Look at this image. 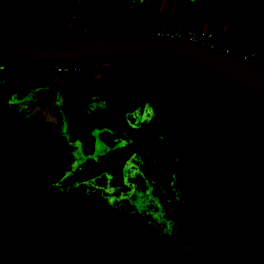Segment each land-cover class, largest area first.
I'll return each instance as SVG.
<instances>
[{"label":"rangeland","instance_id":"rangeland-1","mask_svg":"<svg viewBox=\"0 0 264 264\" xmlns=\"http://www.w3.org/2000/svg\"><path fill=\"white\" fill-rule=\"evenodd\" d=\"M12 1L14 6L7 16L11 22L43 29L152 33L160 12L167 9L173 18L168 26L218 29L234 40L264 37V0H233L224 16L220 0ZM53 3L58 6L55 11ZM259 41L257 46L264 45ZM256 62L264 66V60ZM107 64H84L82 74L76 75L59 73L51 64L24 67L0 58V97L5 110L19 112L28 121L37 116L52 131V147L61 158L68 157L61 160L53 179L38 194L28 195L11 218L18 250L15 264H107L91 249V243L98 246L100 242L101 247L108 246L111 254H117L122 245L133 248L129 237L134 239L138 234L114 236L115 242L108 245L107 237L99 239L93 234L96 221L114 222L119 229L134 224L131 230L152 236V242L153 232L160 241L169 231L163 217L176 220L191 215L208 223L215 243L209 264H264V119L225 95L208 142H196L186 126L176 133L162 129L145 147L130 153L121 185L111 187L109 174L87 173V169L82 170L83 163L125 147L145 124L169 125L172 120L162 112L159 91L133 98L119 118L112 116L97 92L83 99L79 76H130L142 70L138 64ZM139 80L150 84L148 76ZM184 110L197 117L196 108ZM104 114L106 118L98 121ZM4 117L8 119L9 114ZM75 126L78 129L73 137L70 129ZM158 141L165 144V152L173 159L174 171L167 183L151 162V150ZM184 182L193 184L194 190L181 199L179 186ZM200 187L209 192L201 193ZM195 259L204 263L200 256Z\"/></svg>","mask_w":264,"mask_h":264},{"label":"trees","instance_id":"trees-1","mask_svg":"<svg viewBox=\"0 0 264 264\" xmlns=\"http://www.w3.org/2000/svg\"><path fill=\"white\" fill-rule=\"evenodd\" d=\"M220 1L221 13L224 16L229 12L233 0ZM13 6L12 0H0V18L11 21L7 16ZM184 6L189 7L187 3H184ZM57 9V4L53 3L52 10ZM237 14L239 13L237 12ZM233 16L236 19V14ZM160 21L164 25H168L169 22L163 13L160 14ZM18 23L20 24V22ZM214 32L219 31L215 29ZM240 39L245 40L242 37ZM252 39L255 43H258L259 40L260 43L264 41L262 35L260 39L257 35ZM12 61L20 63L24 67L33 65L30 62ZM107 65L108 67L110 65L121 67V65L135 64L110 63ZM139 66H142L141 72L130 76L119 73L107 75L103 73L95 78L86 76L78 78L82 98H87L97 92L111 109L114 118L122 116L127 104L133 98L141 99L159 91L162 112L172 120L169 125L145 124L125 147L116 149L111 155L101 157L96 161L85 162L91 172L109 174L111 187L121 185L124 163L130 153L145 147L148 140L162 129L176 133L186 126L196 142H208L212 136L214 124L220 117L223 97L228 95L222 90L191 78L182 72L162 67ZM145 76L149 77V85L139 80ZM190 107L196 108V118L184 110ZM245 107L249 113L264 119L260 113ZM104 118H106V114L97 120L102 121ZM77 129V126L70 129L73 137H76ZM51 138V129L36 116L31 117L28 121L23 119L22 114L16 112L11 114L8 119L0 120V264H15L18 250L11 218L28 195L38 194L53 179L54 173L60 167V162L68 160V157L61 158L60 152L52 147ZM158 161H160L159 156ZM133 225L124 224L123 228L119 229L114 222L106 221L103 224L96 221L93 234L97 235L99 239L107 237L108 245L112 241L115 242L114 236L118 238V235L130 236L134 233L138 234V237L134 239L129 237V240L133 241V248L127 244L122 245V250H119L117 254H111L108 246L101 247L100 242H98V246L91 243V249L99 253L101 258L107 261V264H202L197 262L191 252L184 249V239H179L178 233L172 232L170 234L172 236L166 239L170 245L163 246L157 241V235L154 232L152 233L154 240L151 242L152 236L146 237L139 232H133L131 230ZM87 233L89 231H85V234ZM262 242L264 243V237Z\"/></svg>","mask_w":264,"mask_h":264},{"label":"water","instance_id":"water-1","mask_svg":"<svg viewBox=\"0 0 264 264\" xmlns=\"http://www.w3.org/2000/svg\"><path fill=\"white\" fill-rule=\"evenodd\" d=\"M0 58L33 64L162 67L222 90L264 117V67L186 40L135 30H51L0 18ZM190 229L189 238L196 248V238L208 236V228L198 220Z\"/></svg>","mask_w":264,"mask_h":264},{"label":"flooded vegetation","instance_id":"flooded-vegetation-1","mask_svg":"<svg viewBox=\"0 0 264 264\" xmlns=\"http://www.w3.org/2000/svg\"><path fill=\"white\" fill-rule=\"evenodd\" d=\"M20 65H22V64H20ZM43 90H46V89H43ZM5 109L6 108L3 106L2 99L0 97V120L6 118V117H4L6 114H9V116L11 114H13V113H8ZM14 113H16V112H14ZM134 137H135V135H134ZM156 149H157V152H156ZM200 149L194 151V153L196 154V152L197 151L199 152ZM158 156L160 158V161H158ZM151 158H152L151 162L154 163L155 165H157L158 170L161 172L163 182L167 183L168 179L170 178L171 173H173V171H174V164H173V159L168 155V153L165 152V144H163L162 141H158V142L153 144V147L151 150ZM83 164L84 165L82 166V170L87 169L86 170L87 173L91 172L86 167L85 162ZM197 181L199 184H201V182H202L201 180H197ZM179 187L183 191V197H181V199H184L186 194H189L190 192H192L194 190L193 184H188L186 182H184V186L181 184V186H179ZM195 187H196V185H195ZM211 187H212V184H211ZM200 191L203 194H207L209 192V189H206V187H204V188L200 187ZM162 205L163 204L161 203V206ZM151 208H152V206H149V209H151ZM165 214H167V212ZM167 216L169 217L170 214L168 213ZM165 220L168 223V228H169L168 230L169 231L167 233H163L162 236H160V238H161L160 241L157 237V241H159L160 244H162L163 246H168V245H170V243L167 242L166 239L170 238L172 236V235H170V234H172V232L174 234L178 233L179 239L180 238L184 239V246H183L184 249H186L188 252H191L194 257H196V255L200 256L201 260H204V263L209 264V262H208L209 261V255H213L212 250L215 249V243H214V240L212 239V235H211V232L208 228L207 221L202 219L201 217H195L192 215L188 216V218H186V217L183 218L182 216H180L179 219L177 218L176 220H172L170 218L163 217V221H165ZM198 220L204 221L205 225L208 228L209 234L206 237L196 238V241H195L196 248H193L192 239L189 238V234H190V230H191L190 228Z\"/></svg>","mask_w":264,"mask_h":264},{"label":"built area","instance_id":"built-area-1","mask_svg":"<svg viewBox=\"0 0 264 264\" xmlns=\"http://www.w3.org/2000/svg\"><path fill=\"white\" fill-rule=\"evenodd\" d=\"M152 34L186 40L227 54L237 55L255 64H258L256 62L257 59L264 60V45L260 44L257 46L253 41H246L240 38L231 39L224 31L215 33L211 30L204 31L195 28L174 27L164 25L159 21L154 24ZM51 66L55 71L63 74L73 73L79 75L83 72V64L80 63H55L51 64Z\"/></svg>","mask_w":264,"mask_h":264},{"label":"crops","instance_id":"crops-1","mask_svg":"<svg viewBox=\"0 0 264 264\" xmlns=\"http://www.w3.org/2000/svg\"><path fill=\"white\" fill-rule=\"evenodd\" d=\"M167 9H163L161 12H160V14H165L166 15V17H167V19H168V21L170 22V20H172L173 18H172V15L171 16H169L170 14L166 11ZM159 14V15H160ZM171 17V18H170ZM160 21V18L156 21V23L157 22H159ZM242 37V36H241ZM243 38V37H242Z\"/></svg>","mask_w":264,"mask_h":264}]
</instances>
